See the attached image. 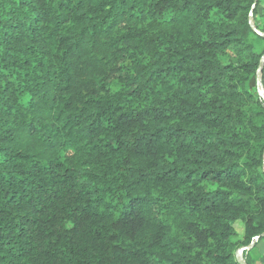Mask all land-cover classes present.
I'll return each instance as SVG.
<instances>
[{
	"label": "trees",
	"instance_id": "obj_1",
	"mask_svg": "<svg viewBox=\"0 0 264 264\" xmlns=\"http://www.w3.org/2000/svg\"><path fill=\"white\" fill-rule=\"evenodd\" d=\"M256 41L264 0H0V264H249Z\"/></svg>",
	"mask_w": 264,
	"mask_h": 264
},
{
	"label": "rangeland",
	"instance_id": "obj_2",
	"mask_svg": "<svg viewBox=\"0 0 264 264\" xmlns=\"http://www.w3.org/2000/svg\"><path fill=\"white\" fill-rule=\"evenodd\" d=\"M263 45H264L263 42L256 41L255 42L256 50L259 52L261 50V48L263 47ZM263 61H264V59H263ZM259 77H260V75H259ZM258 94L260 97L261 96L264 97V90L262 88L261 82L259 83ZM238 228L240 229V226ZM256 245H257L256 247H254V248L252 247V248L247 250L248 252H247L246 260L248 261L249 264H258L264 256V240L257 242ZM238 251H240V252H238ZM238 251L236 253V258L240 261H243L245 264H247L244 256L242 255L243 250L239 249Z\"/></svg>",
	"mask_w": 264,
	"mask_h": 264
},
{
	"label": "water",
	"instance_id": "obj_3",
	"mask_svg": "<svg viewBox=\"0 0 264 264\" xmlns=\"http://www.w3.org/2000/svg\"><path fill=\"white\" fill-rule=\"evenodd\" d=\"M263 59H264V56H263L262 59H261V64L263 63ZM260 68H261V66H260ZM260 68H259L258 71H257V74H258V81L260 80V77H259V75H260ZM263 236H264V234H263ZM258 238H259V237H256L255 240H254L249 246L246 247V250L252 248L253 245H254V242H255L256 240H258ZM241 250H244V249H241ZM238 252H240V251H238ZM237 261H238L240 264H245L243 261H240V260H238V259H237Z\"/></svg>",
	"mask_w": 264,
	"mask_h": 264
}]
</instances>
